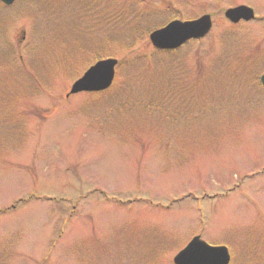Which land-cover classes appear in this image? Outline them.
Instances as JSON below:
<instances>
[{
    "label": "rangeland",
    "instance_id": "obj_1",
    "mask_svg": "<svg viewBox=\"0 0 264 264\" xmlns=\"http://www.w3.org/2000/svg\"><path fill=\"white\" fill-rule=\"evenodd\" d=\"M206 14L205 39L152 47ZM106 40L115 85L67 98ZM263 72L264 0L0 3V264H174L198 235L264 264Z\"/></svg>",
    "mask_w": 264,
    "mask_h": 264
},
{
    "label": "water",
    "instance_id": "obj_2",
    "mask_svg": "<svg viewBox=\"0 0 264 264\" xmlns=\"http://www.w3.org/2000/svg\"><path fill=\"white\" fill-rule=\"evenodd\" d=\"M6 5H12L16 0H0ZM225 16L234 24L241 20L250 21L255 18V12L247 6L227 10ZM212 29L210 15H205L194 21H174L163 29L150 35V40L157 50L172 51L181 48L190 40L206 37ZM118 60H102L85 72L71 89L70 95L79 93L102 92L109 89L116 76ZM264 86V75L262 76ZM231 260L229 251L225 247L208 245L201 237H195L192 242L177 255L175 264H229Z\"/></svg>",
    "mask_w": 264,
    "mask_h": 264
},
{
    "label": "trees",
    "instance_id": "obj_3",
    "mask_svg": "<svg viewBox=\"0 0 264 264\" xmlns=\"http://www.w3.org/2000/svg\"><path fill=\"white\" fill-rule=\"evenodd\" d=\"M157 28H159V27H155V28H150L149 29V33H151L153 30H155V29H157ZM114 42H116V41H110V40H106L105 41V43H103V45L101 46V48H100V52H105V53H107V54H103L102 56H100V57H98L97 58V61L98 60H102V59H104V58H108V57H114L115 56V49H114V47H116V46H114L115 45V43ZM136 43H137V41H132L131 42V44H129L126 48H128V50H130V49H133L135 46H136ZM114 44V45H113ZM121 45H122V43H121ZM103 52V53H104ZM110 54H112V55H110ZM163 54V53H162ZM114 55V56H113ZM105 56V57H104ZM123 62L124 61H122V64H123Z\"/></svg>",
    "mask_w": 264,
    "mask_h": 264
}]
</instances>
